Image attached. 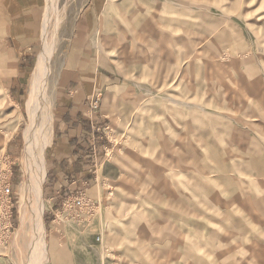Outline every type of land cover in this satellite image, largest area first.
Here are the masks:
<instances>
[{"label":"rangeland","instance_id":"obj_1","mask_svg":"<svg viewBox=\"0 0 264 264\" xmlns=\"http://www.w3.org/2000/svg\"><path fill=\"white\" fill-rule=\"evenodd\" d=\"M49 6L42 241L19 214ZM63 111L86 123L59 152ZM0 264H264V0H0Z\"/></svg>","mask_w":264,"mask_h":264},{"label":"bare ground","instance_id":"obj_2","mask_svg":"<svg viewBox=\"0 0 264 264\" xmlns=\"http://www.w3.org/2000/svg\"><path fill=\"white\" fill-rule=\"evenodd\" d=\"M53 8L55 7L51 6L49 11L45 12L46 14L43 21L44 26L42 28L43 43L35 62L34 71L30 80L27 94L25 95L26 111L28 117L22 134L24 144L21 159L23 163L22 165L25 167L26 172L24 175L26 178L24 179V184H26L27 180V183H29V194L28 198L25 196L27 201H24V199L23 201L20 200L23 203L19 201L21 203L19 214L21 223L19 227L21 231L22 229H25L24 223L27 221L26 219L28 211L32 209V219L35 223L32 227L33 238L35 239L37 236H39L40 240L42 239V241L44 240L43 232L45 231L42 190L47 173V154H49V151L52 147V141L54 137L55 121L52 110L53 93L51 92V84L55 83V75L53 67L50 65V57L53 47L47 41V39H49L48 34L51 30H49L48 27L51 14L53 13L50 11V9L54 10ZM52 35L55 36V33L53 32ZM61 75L62 73L59 74V81L61 79ZM32 202L35 204L34 206H32ZM18 233H20V231Z\"/></svg>","mask_w":264,"mask_h":264},{"label":"crops","instance_id":"obj_3","mask_svg":"<svg viewBox=\"0 0 264 264\" xmlns=\"http://www.w3.org/2000/svg\"><path fill=\"white\" fill-rule=\"evenodd\" d=\"M169 20H171V19H169ZM72 102V100L70 99L69 100V102ZM68 102V103H69ZM190 113V112H189ZM66 113H65V111H63V112H61L60 113V117H59V122H60V125H59V128L61 127L62 128V133L60 134V137H59V139H58V142H57V144H58V150L57 151H63L64 150V147L65 146H68L69 145V137H71V136H75V134L74 133H72V132H74L76 129H77V127H78V125L81 127L82 125H83V122H85V121H82V119L79 121V123L77 122L78 121V118H76V117H74V116H69V115H67V116H65L66 118H64V115H65ZM185 118H187L188 116H184ZM74 120H75V124H73V122H74ZM185 122H187V120L185 121ZM86 123V122H85ZM72 130H74V131H72ZM240 142H242V139L239 141V143ZM249 142V141H248ZM244 143H246L245 141H243L242 143H241V145H243ZM69 150H71V147H69ZM59 152H57V153H59ZM70 152V151H69ZM72 152V151H71ZM70 156V153H65V154H61L60 155V157H61V160H63L64 158H67V157H69ZM53 199V198H52Z\"/></svg>","mask_w":264,"mask_h":264},{"label":"built area","instance_id":"obj_4","mask_svg":"<svg viewBox=\"0 0 264 264\" xmlns=\"http://www.w3.org/2000/svg\"><path fill=\"white\" fill-rule=\"evenodd\" d=\"M10 186L9 185H6L2 192L9 195L10 196ZM72 204L75 206V207H88L89 209H92L93 207V203L87 199L86 195H76L72 200ZM100 237H98L99 239Z\"/></svg>","mask_w":264,"mask_h":264}]
</instances>
